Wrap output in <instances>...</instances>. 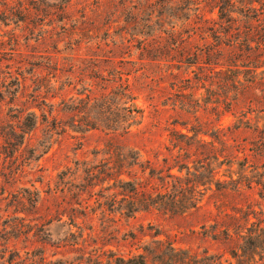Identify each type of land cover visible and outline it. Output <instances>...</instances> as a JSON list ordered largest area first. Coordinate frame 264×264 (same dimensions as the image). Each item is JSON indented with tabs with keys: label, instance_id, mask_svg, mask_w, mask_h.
<instances>
[{
	"label": "rangeland",
	"instance_id": "rangeland-1",
	"mask_svg": "<svg viewBox=\"0 0 264 264\" xmlns=\"http://www.w3.org/2000/svg\"><path fill=\"white\" fill-rule=\"evenodd\" d=\"M27 24L0 15V264H264V238L245 243L264 229V182L249 188L245 178L264 154L254 156L259 134L235 129L248 107L232 103L230 76L176 83L167 64L99 62L87 48L51 58ZM121 75L136 98L124 107ZM192 128L208 133L181 136ZM218 129L225 144L210 137ZM136 179L196 197L134 212L124 199Z\"/></svg>",
	"mask_w": 264,
	"mask_h": 264
},
{
	"label": "trees",
	"instance_id": "trees-1",
	"mask_svg": "<svg viewBox=\"0 0 264 264\" xmlns=\"http://www.w3.org/2000/svg\"><path fill=\"white\" fill-rule=\"evenodd\" d=\"M0 15L5 20L18 15L20 23H32L35 29L27 28L32 35L39 27L34 41L50 51L45 53L51 58L74 57L87 48L90 60L99 62L167 64L176 83L189 79L191 74L230 76L234 89L232 103L242 102L248 107L238 118L235 129L245 128L259 134L253 152L254 156L264 154V0H0ZM21 39L13 34L10 43L20 48ZM30 41L33 38L27 43ZM241 76L248 79L245 84L241 83ZM119 82L122 92L117 95L124 107L136 98L129 89V80L124 81L121 75ZM257 87L262 88L260 97L250 94ZM249 97H252L250 102ZM107 99V94L99 99L88 95L85 104L88 107L92 101ZM184 105L182 101L181 109L186 111ZM137 110L135 106L129 112ZM252 113L257 115L254 122L249 118ZM28 121L32 132L38 125L37 114L31 112ZM90 130L98 128L85 127V131ZM189 131L192 137L181 136L193 139L208 133L196 128ZM222 133L218 129L210 137L220 141ZM247 160L248 157L244 160L246 165ZM219 163L224 165L223 161ZM185 171L190 176L194 169L188 166ZM250 173L252 176L245 177L247 186L261 185L264 163L254 165ZM168 178L179 180L171 174ZM138 181L132 182V193L124 199L134 212L151 210L154 205L164 208L169 203L178 205L183 195L196 197L194 191H183L176 185L174 193L147 191L140 188ZM196 208L197 204H191L186 210ZM261 238L264 229L256 227L249 232L245 243L252 244Z\"/></svg>",
	"mask_w": 264,
	"mask_h": 264
}]
</instances>
